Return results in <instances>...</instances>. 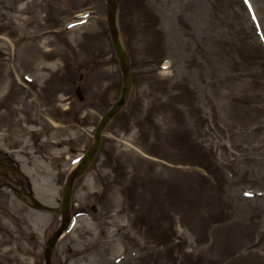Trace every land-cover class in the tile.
Masks as SVG:
<instances>
[{"label":"rangeland","instance_id":"1","mask_svg":"<svg viewBox=\"0 0 264 264\" xmlns=\"http://www.w3.org/2000/svg\"><path fill=\"white\" fill-rule=\"evenodd\" d=\"M71 7L78 16L65 17ZM119 7L133 88L75 185V224L54 264H264V0ZM121 89L106 0H0V154L40 203L61 207L69 173ZM166 180L185 183L188 199L167 196ZM5 181L0 173V264H44L62 218ZM152 196L162 204L149 212Z\"/></svg>","mask_w":264,"mask_h":264},{"label":"water","instance_id":"2","mask_svg":"<svg viewBox=\"0 0 264 264\" xmlns=\"http://www.w3.org/2000/svg\"><path fill=\"white\" fill-rule=\"evenodd\" d=\"M112 32H113L114 36L116 37V32H115V28L113 27V24H112ZM115 47L117 49L118 55L121 58V61L124 64V61L125 60L127 62V58L126 57L124 58V55L122 54V50H121L120 44L116 40H115ZM129 88H130V79H129L128 75L126 74L125 75V89H124L123 97H122L121 101L119 102V104L116 106V108L109 115L105 116V118L103 119V123L99 127V130H98V133H97V144H96L94 150H96L97 147H98V145H99V142H100L99 137H100V133H101V130H102L104 124L109 119V116L111 114H113L115 111H117L125 103V100H126V97H127L128 91H129Z\"/></svg>","mask_w":264,"mask_h":264}]
</instances>
